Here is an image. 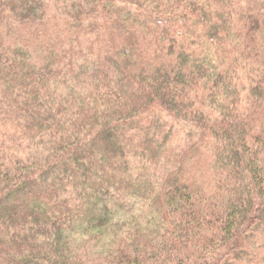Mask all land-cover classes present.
Segmentation results:
<instances>
[{"label":"trees","instance_id":"16d2710c","mask_svg":"<svg viewBox=\"0 0 264 264\" xmlns=\"http://www.w3.org/2000/svg\"><path fill=\"white\" fill-rule=\"evenodd\" d=\"M0 264H264V0H0Z\"/></svg>","mask_w":264,"mask_h":264},{"label":"rangeland","instance_id":"374dc122","mask_svg":"<svg viewBox=\"0 0 264 264\" xmlns=\"http://www.w3.org/2000/svg\"><path fill=\"white\" fill-rule=\"evenodd\" d=\"M177 137H179V135ZM177 137H176V139H177Z\"/></svg>","mask_w":264,"mask_h":264}]
</instances>
